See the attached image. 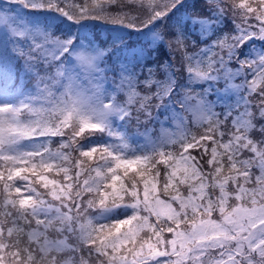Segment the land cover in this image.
I'll use <instances>...</instances> for the list:
<instances>
[{"label": "snow or ice", "instance_id": "snow-or-ice-1", "mask_svg": "<svg viewBox=\"0 0 264 264\" xmlns=\"http://www.w3.org/2000/svg\"><path fill=\"white\" fill-rule=\"evenodd\" d=\"M8 4L56 12L75 24L152 25L153 42H164L174 64L179 54L190 81L179 105L184 130L168 147L126 154L108 118L139 124L154 115L162 98L147 90L152 73L137 90L123 68L109 76L110 48L77 47L74 38L39 25L10 28L21 39L7 57L8 77L22 62L35 93L0 101V264H264V140L252 139L239 120L221 119L207 90L192 86L224 79L244 90L249 121L264 120V51L251 59L236 51L253 38L264 41V0H5L0 21L11 24ZM173 9L178 14L169 17ZM223 17L231 20L229 31L209 47L199 49L187 35L191 25ZM110 78L124 101L108 97ZM105 132L121 139L120 148L84 146L88 136ZM120 207L130 212L100 219Z\"/></svg>", "mask_w": 264, "mask_h": 264}, {"label": "rangeland", "instance_id": "rangeland-1", "mask_svg": "<svg viewBox=\"0 0 264 264\" xmlns=\"http://www.w3.org/2000/svg\"><path fill=\"white\" fill-rule=\"evenodd\" d=\"M4 8H0V16L4 14ZM13 13L15 14V22L14 23H7L4 21H0V54L2 49H6L10 51L12 44L7 43L8 34L11 38H13L15 41L20 40V37H14L12 36V33L10 31V28H23L25 25L24 23V15L21 9L18 7H13ZM31 26H35L36 24H33L31 20ZM37 40H39V37H36ZM151 42L152 36L149 38ZM98 46L97 44H94ZM80 46H86L85 44H81ZM99 47V46H98ZM47 50L55 55L56 49L49 45L47 46ZM71 62V58L68 59L67 63ZM108 70L112 68V65L110 62H107ZM111 85L112 81L110 78ZM201 82H207V80H201ZM35 87V85H34ZM233 91V88L228 89H217V91L213 92V99H207L211 101L212 104V110L214 108L213 102L218 98V100H224L225 96L227 97L230 95ZM35 93V92H34ZM169 104L165 106L160 113H158L155 118L151 121V123H146L144 126V129L141 131V133L138 136V139L141 141V143H133L131 146L126 143L125 136L121 133L120 123L117 121L116 117L110 116L108 118V126L115 132L119 133L120 138L123 139V142L127 145V149H121L125 150L126 154H136V155H143V147L148 148L150 150L156 149L160 146H163V144L168 141L170 138L176 136L179 132L183 131L184 128L181 125L180 121V112L177 110V107L173 105L171 102H168ZM171 117H176V119H172ZM185 124V123H184ZM164 133H167V135H164ZM136 137L135 135H132V137ZM137 139V140H138ZM121 139L114 137L113 141L111 142V145H113L116 148H120ZM26 146V145H24Z\"/></svg>", "mask_w": 264, "mask_h": 264}, {"label": "trees", "instance_id": "trees-1", "mask_svg": "<svg viewBox=\"0 0 264 264\" xmlns=\"http://www.w3.org/2000/svg\"><path fill=\"white\" fill-rule=\"evenodd\" d=\"M184 2L187 3V4H192L193 3V0H184ZM197 2L204 3V0H197ZM177 14H178L177 13V9H173V11L171 13H169V17H174ZM205 14L211 16V13L207 12L206 8H205ZM213 19L215 20V18H213ZM229 20H230L229 18L223 17V18L219 19L218 22H216L218 24V28L220 30L214 36V40L218 36H222L226 32H228L223 27H224L225 24H229ZM87 21H93V22L97 23V20H87ZM102 24L116 26V24H107V23H104V22H102ZM120 26H122V25H120ZM144 28H146V27H144ZM226 28L227 29L229 28L228 25L226 26ZM140 29H143V28H140ZM187 35L191 38V31H188L187 32ZM194 41L196 42V40H194ZM263 49H264V47H263ZM160 53H162V52H160ZM200 59H202V57ZM180 60H181V58L179 57V55H177V60L176 61L178 63H180ZM193 62H194V59H193ZM243 104H244V102L242 101V107H243ZM237 107H241L239 105V102H237L233 106V109H235ZM240 109H243V108H240ZM242 111H244V110H242ZM219 113H218V115L220 116L221 119H227L229 121L239 120L241 127H247L248 128L249 135L251 136L252 139L257 140V141L264 140V120H257L255 122H250L249 119L247 118L246 114H245V111H244V113L241 116H235L233 118L232 117H226L225 113L222 114V115H221V113L220 114ZM252 123H254V125H255L254 127L252 126ZM102 137L100 135L88 136L86 138V140L83 142L84 143V146L85 147L94 146L95 144L100 143V142L103 141ZM39 143H40V140H34V141H32V144H39ZM32 144H31V146H32ZM129 212H130V209H126V208L122 207L120 209L115 210L114 212H112L111 214H109L107 216L100 217V219L103 221V220L110 219V218H122L124 215L128 214Z\"/></svg>", "mask_w": 264, "mask_h": 264}]
</instances>
